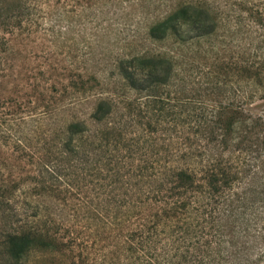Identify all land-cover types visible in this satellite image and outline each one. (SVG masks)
Segmentation results:
<instances>
[{
    "label": "trees",
    "instance_id": "obj_1",
    "mask_svg": "<svg viewBox=\"0 0 264 264\" xmlns=\"http://www.w3.org/2000/svg\"><path fill=\"white\" fill-rule=\"evenodd\" d=\"M62 1L0 0V264H264V117L248 110L264 33L232 56L241 19L219 0H91L140 21L108 69L68 75L58 96L36 81L47 70L15 67ZM75 205L91 254L69 236Z\"/></svg>",
    "mask_w": 264,
    "mask_h": 264
},
{
    "label": "rangeland",
    "instance_id": "obj_2",
    "mask_svg": "<svg viewBox=\"0 0 264 264\" xmlns=\"http://www.w3.org/2000/svg\"><path fill=\"white\" fill-rule=\"evenodd\" d=\"M219 1L225 7L226 15H230V9H233L235 14L239 15L241 19L237 23L232 15L230 17L231 21L228 22L230 32L234 33V38L229 43L230 49L227 50L232 52H229V55H237L235 51L238 50L237 45L241 50L248 51L251 46L249 45L251 40L252 48L259 44L257 36L264 33V29L254 24L250 11L258 9L264 13V0ZM90 4L91 0H80L78 3L75 0H63L61 4L63 8L60 9L59 5L56 6L58 8L54 7L53 15L51 14L50 18L48 17L49 24L43 26L49 27L52 25L53 32L41 30L35 41L23 40L18 43L22 55H27V58H20L15 67L18 77H23L20 81H24L26 75L35 74L36 71L41 69L47 70L45 73L46 80L41 79V75L38 74L36 81L46 84L47 87L55 84V87L59 89V92L55 93V95L59 96L63 85L67 82L68 75H75L82 71L84 67L89 69L103 68L105 65L106 69L110 67V60L120 44L117 43L116 39L130 36L133 32L131 29H134L136 22L140 21V17L136 12L121 15L113 14L110 5H108V12L105 10L100 13L97 5ZM57 10H59V14L62 12L64 18L60 23L58 21L60 15L57 18L55 14ZM235 22L236 24H233ZM109 24H111V27H109ZM101 25L107 27L108 31L103 36L97 35L93 39L88 40ZM252 37L255 38L254 41ZM241 50H239L238 54H242ZM92 55H95V58ZM233 88H235L238 95L237 85H234ZM75 105L74 109L79 113L85 111L87 107V103L84 101L80 105L77 101ZM248 110L254 115L264 117V100H253L248 106ZM74 209L80 211L77 212ZM82 210L76 205L68 206L64 212V219L67 220L68 225H71L72 232L69 236L76 237V242L79 245L87 243L88 248L91 247L89 249L91 254L93 252V236L91 238L90 232L95 230V225L91 220L85 218ZM250 245H252L251 248L253 250L251 253L253 254L254 251H257L259 244H255L250 240ZM78 251L79 249L75 250V252ZM95 254L97 256L96 251Z\"/></svg>",
    "mask_w": 264,
    "mask_h": 264
}]
</instances>
